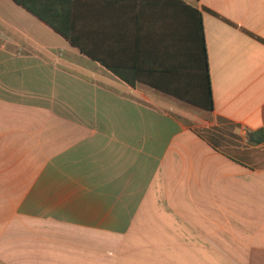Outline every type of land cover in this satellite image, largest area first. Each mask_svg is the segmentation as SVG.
Listing matches in <instances>:
<instances>
[{"label":"crops","instance_id":"obj_1","mask_svg":"<svg viewBox=\"0 0 264 264\" xmlns=\"http://www.w3.org/2000/svg\"><path fill=\"white\" fill-rule=\"evenodd\" d=\"M59 8L85 53L0 0V264H264V0ZM203 29L213 110L149 84L194 100Z\"/></svg>","mask_w":264,"mask_h":264},{"label":"trees","instance_id":"obj_2","mask_svg":"<svg viewBox=\"0 0 264 264\" xmlns=\"http://www.w3.org/2000/svg\"><path fill=\"white\" fill-rule=\"evenodd\" d=\"M17 4L24 7L26 10L37 16L39 19L48 24L52 29L56 32L64 36L73 46L80 48V50L85 53L82 47H79L78 43L75 41L72 35L71 27L66 21H63L60 17V5L67 3L71 0H14ZM197 1V0H196ZM197 19L201 21L200 12H196ZM202 52H203V66L200 69V89L197 94H195L194 100L188 99L181 92L171 91L167 87H164L161 83V80L154 79L153 82L149 83L152 88H155L161 92L166 94L175 96L176 98H180L196 107L203 108L205 110H213L214 109V101L209 73V65L206 51V41L204 29L202 33ZM119 78L128 83L130 86L134 87L136 85V81L140 80L139 73L135 72L134 76L129 77L124 75L123 73L111 69ZM260 138L256 142L264 141V128L258 131Z\"/></svg>","mask_w":264,"mask_h":264}]
</instances>
